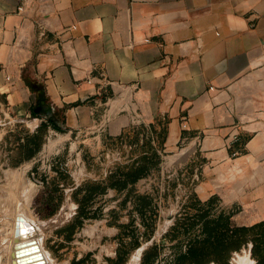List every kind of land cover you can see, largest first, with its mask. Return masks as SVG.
Wrapping results in <instances>:
<instances>
[{
    "label": "crops",
    "instance_id": "1",
    "mask_svg": "<svg viewBox=\"0 0 264 264\" xmlns=\"http://www.w3.org/2000/svg\"><path fill=\"white\" fill-rule=\"evenodd\" d=\"M0 110L110 135L167 118L264 215V0H0Z\"/></svg>",
    "mask_w": 264,
    "mask_h": 264
},
{
    "label": "rangeland",
    "instance_id": "2",
    "mask_svg": "<svg viewBox=\"0 0 264 264\" xmlns=\"http://www.w3.org/2000/svg\"><path fill=\"white\" fill-rule=\"evenodd\" d=\"M7 115L0 264L23 249L43 264H264V215L242 202L243 184L218 183L193 140L168 145L167 118L110 135L62 111L37 126Z\"/></svg>",
    "mask_w": 264,
    "mask_h": 264
},
{
    "label": "bare ground",
    "instance_id": "3",
    "mask_svg": "<svg viewBox=\"0 0 264 264\" xmlns=\"http://www.w3.org/2000/svg\"><path fill=\"white\" fill-rule=\"evenodd\" d=\"M6 201V200H5ZM3 202V201H2ZM1 203V202H0ZM24 241V240H23ZM30 242V241H29ZM23 244H26L25 242L24 243H20V245H23ZM34 245V244H33ZM17 246V245H16ZM37 246V245H36ZM9 247V245H8ZM13 247V246H12ZM11 247V248H12ZM10 248V247H9ZM10 248V251L13 250ZM17 248V247H16ZM18 248H20V246H18ZM30 248V246H29ZM5 250V249H4ZM8 250V249H7ZM10 251L8 253H10ZM27 249H23V250H14L13 254L10 255L9 254V261L8 263L9 264H43V262H41L39 260L40 256L39 254H36L34 252V254H24V253H27ZM31 251V250H30ZM12 252V251H11ZM32 252V251H31ZM42 252V251H41ZM40 253V252H39ZM1 255V254H0ZM5 255V254H4ZM8 255V254H7ZM6 255V256H7ZM46 256V255H45ZM1 257H5V256H1ZM47 258V257H45ZM1 259V258H0ZM48 260V259H47ZM2 262V261H0ZM3 263V262H2ZM7 263V262H6ZM7 263V264H8ZM45 263V262H44ZM48 263V262H47ZM246 264H249V263H246Z\"/></svg>",
    "mask_w": 264,
    "mask_h": 264
},
{
    "label": "water",
    "instance_id": "4",
    "mask_svg": "<svg viewBox=\"0 0 264 264\" xmlns=\"http://www.w3.org/2000/svg\"><path fill=\"white\" fill-rule=\"evenodd\" d=\"M32 249H33V247L30 248V250H31V251H34V249H33V250H32ZM35 251H36V250H35ZM39 256L42 257L41 253H39Z\"/></svg>",
    "mask_w": 264,
    "mask_h": 264
},
{
    "label": "built area",
    "instance_id": "5",
    "mask_svg": "<svg viewBox=\"0 0 264 264\" xmlns=\"http://www.w3.org/2000/svg\"><path fill=\"white\" fill-rule=\"evenodd\" d=\"M92 80L90 79L89 82H91Z\"/></svg>",
    "mask_w": 264,
    "mask_h": 264
}]
</instances>
